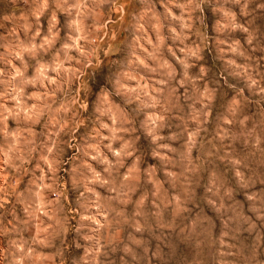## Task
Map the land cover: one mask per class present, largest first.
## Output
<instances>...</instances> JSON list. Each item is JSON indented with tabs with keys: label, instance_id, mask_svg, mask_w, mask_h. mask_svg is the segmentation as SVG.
Returning <instances> with one entry per match:
<instances>
[{
	"label": "clouds",
	"instance_id": "9594fccd",
	"mask_svg": "<svg viewBox=\"0 0 264 264\" xmlns=\"http://www.w3.org/2000/svg\"><path fill=\"white\" fill-rule=\"evenodd\" d=\"M0 264H264V0H0Z\"/></svg>",
	"mask_w": 264,
	"mask_h": 264
}]
</instances>
